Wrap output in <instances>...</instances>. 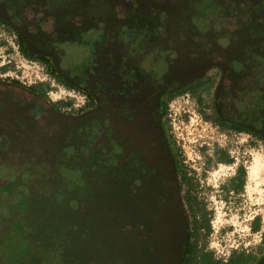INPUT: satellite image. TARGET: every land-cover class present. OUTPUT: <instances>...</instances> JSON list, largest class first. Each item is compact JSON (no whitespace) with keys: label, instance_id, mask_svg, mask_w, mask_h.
Wrapping results in <instances>:
<instances>
[{"label":"flooded vegetation","instance_id":"obj_1","mask_svg":"<svg viewBox=\"0 0 264 264\" xmlns=\"http://www.w3.org/2000/svg\"><path fill=\"white\" fill-rule=\"evenodd\" d=\"M168 1L177 2L10 0L6 8L0 5L1 22L17 30L23 44L53 64L57 80L67 88L82 90L88 102L85 112L71 116L61 113L40 93L15 83H0V117L8 120L16 138L13 147L0 153V159L14 169L16 163H10L5 152L13 151L15 157L24 158L25 162H19L23 171L16 175L13 187L15 192L23 187L27 193L19 200L29 203L36 212L27 233L28 256L25 251L19 254L21 262L43 261L39 255L48 245L42 237L57 232H44L43 228L49 226L44 217L47 213L61 221L60 228L89 233L87 224H79L89 220L90 208L84 211L78 207L75 221L64 215L76 210L65 202L67 193H72L68 188L79 187V182L63 181L60 170L71 174L80 169L84 176L88 170L113 175L107 199L121 202L122 216L132 228L120 233L117 247L111 251L122 255L123 260L117 255L120 264H210L209 258L201 260L206 254L213 264H230L234 257H243L244 264H264V235L258 252L232 254L228 260L214 257L202 244V235L196 237L186 203L193 201V193L183 187V170L178 167L182 161L162 119L168 101L177 103L203 85L209 86L211 78L207 75L212 70L218 73L219 82L210 108L211 124L264 143V3L238 0L233 17L226 13L229 8L212 17L207 14V6L201 5L203 0H192L194 6L185 3L174 10ZM99 6L112 12L105 21L94 23L80 17V13H96ZM194 10L204 15L197 19L203 22L200 28L188 14H194ZM120 13L124 19H119ZM225 13L228 21L222 16ZM41 14L51 21V27L46 24L44 28ZM210 17H218L217 22L223 25L216 31L208 25L206 29ZM49 30L58 32L49 35ZM82 32H89L88 40H79ZM222 38L226 40H218ZM82 41L88 45L89 51L82 52L86 59L78 60L80 55L74 51L69 55L71 60L80 61L77 70L76 63L62 62L65 55L61 50ZM73 150L74 157H70ZM49 183L53 199L62 202H46L48 195L43 188ZM27 184L33 189L29 185L26 188ZM38 184L40 187L34 190ZM10 192L5 194L10 196ZM33 192L40 198L33 199ZM74 197L80 199L79 195ZM113 215L117 217L116 212ZM79 244L85 246V240L75 237L62 249L65 252L68 246ZM194 245L197 257L191 263ZM2 249L7 252L6 247L0 246V252ZM7 253L9 257L1 259L0 264H13L11 253ZM47 256L48 263L58 261Z\"/></svg>","mask_w":264,"mask_h":264},{"label":"rangeland","instance_id":"obj_2","mask_svg":"<svg viewBox=\"0 0 264 264\" xmlns=\"http://www.w3.org/2000/svg\"><path fill=\"white\" fill-rule=\"evenodd\" d=\"M194 5L195 2H192V6ZM108 13L112 15L108 8L99 6L96 13L91 11L79 15L82 18L94 20L95 23L99 20L105 21L109 17ZM41 16L39 17L44 19L42 14ZM118 17L124 19V14L120 13ZM197 19L195 18L194 24H201ZM44 21V28H47V25L51 27V21L48 19H44ZM213 24L212 21L206 23V29L208 25L216 31L220 28L219 25H223L222 22H217L215 26ZM100 25H102L101 22ZM90 30L93 33V30ZM54 31L49 30L47 33L51 35ZM57 32L56 30L54 33L57 34ZM83 32L79 34L81 37L79 40H88L89 32L86 34ZM153 39L156 40V37ZM21 40L24 39L17 30L0 22V74H7V77H0V83L11 84L15 82L22 88L40 85L45 91L48 102L56 104L61 113L75 116L85 112L88 102L80 112L66 110L69 99L62 92L70 90L82 92V90L73 87L67 88L63 85L57 80L53 64L51 63L49 66L43 63L39 57L41 54L38 55L33 52L25 42L26 46H24L25 44ZM218 40H226V38ZM21 44L24 46L25 53L20 49ZM73 45L66 50H61L62 54L65 55L62 62L65 64L76 63L78 70L81 63L71 60L69 56L71 51L80 55L78 60H85L82 52L85 51L86 53L89 50L87 42L84 41L76 42ZM14 52H18L17 57H14ZM8 61L11 62L10 65H7ZM208 74L207 78H211L209 86L204 87L203 85V88H198L189 96H184L177 103L171 104L168 101L162 119L169 137L175 144L176 153L182 161L183 172L189 174L193 180L192 196L199 204L197 208L200 213L206 215L208 220L210 231L207 235L202 233L201 242L208 247L209 252L214 257L220 260H228L232 254L258 252L261 246V239L264 235V143L260 139L246 135L222 131L211 124L209 119L212 118L210 108L219 76H217L216 71L212 70ZM1 110L0 107V112ZM7 121L0 117V153L13 147L16 143V138L12 135V128L9 127ZM74 152L73 150L70 153V157H74ZM15 156L17 155L13 151L5 152V157L9 159L10 163H16L14 169L5 163V159H0V191L13 189L15 182H17L16 175L23 171V165L19 162H25L24 158ZM225 160L227 161L224 162ZM239 169L244 170L243 185L240 190L236 191L233 189V184ZM6 170H8L7 175L1 174ZM83 172L86 171L83 170ZM80 174V169L74 170L71 174H68L67 170H60L63 181L74 182L75 180L79 182V187L71 185L68 188L72 193H67L69 197L65 202L73 206V210H76L67 211L64 215L67 219L74 218L75 221L78 218V207L85 208L84 211L86 208L87 210L90 208L88 211L89 220H84L79 224L81 226L87 224L85 227L89 233L79 232L75 228L61 227L59 234L64 236L66 242L70 239L74 241L75 237H79L81 240H85L86 244L94 245L95 258L100 261L96 264H115L118 261V256L119 260H123L122 255L111 252L117 247V237L120 233L123 235L124 230L128 231L132 228L129 221H125L122 216L121 202L113 203L107 199V193L112 191L110 189L113 187L111 186L113 175H99L94 170H88L85 176ZM72 178L73 180H71ZM94 182H96L95 185ZM28 185V188L32 190L31 184L25 185L26 188ZM39 187V184L34 185V190ZM43 189H46V195H48L46 202H62L60 199H53L54 191L50 183ZM4 195L10 199L14 194ZM76 195H79L80 199H75L74 196ZM31 196L33 199L40 198L36 192H33ZM88 205L89 207H87ZM51 211L53 212V210ZM31 212L32 210L29 211L28 220L26 219L28 224L34 223L31 220L34 218V216H30ZM113 212H116L117 217L113 215ZM80 213L83 214L82 211ZM44 217L46 220L53 219L51 212L45 214ZM255 228H257L256 231H254ZM46 229L43 228L44 232L50 233V227L48 226ZM47 251L48 248L46 247L39 255L43 259V261H39V264H58L57 260L48 263ZM48 253L50 255L49 251Z\"/></svg>","mask_w":264,"mask_h":264},{"label":"trees","instance_id":"obj_3","mask_svg":"<svg viewBox=\"0 0 264 264\" xmlns=\"http://www.w3.org/2000/svg\"><path fill=\"white\" fill-rule=\"evenodd\" d=\"M10 0H0V5L6 8ZM149 1V0H148ZM174 4L171 1H168V4L172 6V9H176L179 5V9L182 8L181 5L183 4H192V0H176ZM200 1V0H199ZM262 3H264V0H259ZM201 5L207 6V14H211L214 16H217L220 14L225 8L231 9L230 11L226 12L229 13L232 17L234 16L233 12L234 9H236V6L239 5L238 0H212V3L210 0H203L200 2ZM200 5V4H199ZM181 12V11H179ZM224 12V11H223ZM177 13V12H176ZM223 14L222 16L225 18L224 21H228L226 18L227 15ZM189 15H192V20L194 21L195 18H198L201 20L203 18V14L201 12L197 13L194 10V14L191 12L188 13ZM186 15V13L184 14ZM212 22H215L214 25H216L217 21L219 20L218 17L216 18H211ZM198 21V20H197ZM1 22V20H0ZM203 24V22L201 23ZM201 24H197L199 28L201 27ZM133 33V31L131 32ZM21 50L25 53V49L23 48V44L20 46ZM43 63L50 65L48 60H43ZM52 72V70H51ZM15 83V82H14ZM27 89L31 90L32 92H37L42 94L44 97L45 91L42 89V87L39 85L37 86H29ZM56 105V104H53ZM57 106V105H56ZM238 129V128H237ZM242 130V129H240ZM225 160L224 162H226ZM179 168L181 165L179 164ZM2 174V173H1ZM4 175V174H3ZM182 180H183V187L188 188L187 192L190 193L194 189L193 180L190 177H187V174L182 171L181 173ZM243 177H244V170L239 169L238 170V176L236 177L234 184H233V189L236 191L240 190L243 185ZM16 185H18L16 183ZM11 194H14L12 197L7 198L3 194L7 193V191H2L0 192V246L1 247H6L7 252L11 253V256L13 257V264H27L28 260L26 263L21 262L22 256L19 254H22L23 251H25L26 254L25 256H28V238H27V233L31 232V229L29 224L27 223L26 219L28 220L27 216L29 214V211L31 210V207L29 206L30 209H28L29 203L27 202H21L19 199H21V196L26 195V191L21 193L22 189L19 188L17 192L16 190L10 188ZM2 195V196H1ZM20 196V197H19ZM5 199V202L3 201ZM2 201V202H1ZM191 210L192 213V218L194 221V228H195V235L197 238L199 236L201 237L202 231H204V235L209 234L210 227L208 226V220L206 219V215L200 213L198 207V203L196 200L193 198V201L189 200L186 202ZM51 204V203H50ZM8 210H7V209ZM29 211H27V210ZM32 216L35 215V211H32ZM49 227L51 231H54V234H49V236L42 237L43 241H45L48 245V251L50 252L49 257L51 258L52 261L58 258V264H96L95 261L97 258H95V253L93 252L94 245H89L86 244L83 246L82 244H79L78 246L76 245H70L64 252L62 248V245L66 244L67 242L64 240V237L59 234L60 231V223L59 220L55 217L52 220H48ZM76 227V226H73ZM257 228L254 229L256 231ZM119 233V232H118ZM54 236V237H53ZM61 236V237H58ZM25 242V243H24ZM11 245H13V248L11 249ZM197 245H194L193 248V254H192V261L191 263L196 260L197 257V251H196ZM27 249V251H26ZM5 250L2 249L0 252V262L2 261L1 259L9 257V254ZM102 256V255H101ZM203 257L209 258L210 264H213L211 260V256L209 255H204L201 257V260L203 261ZM3 262V261H2ZM55 262V261H54ZM244 259L243 257H234L230 264H244ZM117 264H120L119 261L116 262Z\"/></svg>","mask_w":264,"mask_h":264},{"label":"built area","instance_id":"obj_4","mask_svg":"<svg viewBox=\"0 0 264 264\" xmlns=\"http://www.w3.org/2000/svg\"><path fill=\"white\" fill-rule=\"evenodd\" d=\"M18 56V52H14V57ZM16 60V58H14ZM11 62L8 61L7 65H10ZM0 77H7V74H0ZM62 94L65 97H68L69 103L67 104L68 106L66 107V110L69 112H80L84 109V107L87 104V96L79 91L75 90H70V91H63Z\"/></svg>","mask_w":264,"mask_h":264}]
</instances>
